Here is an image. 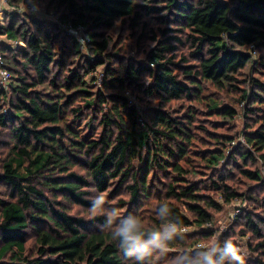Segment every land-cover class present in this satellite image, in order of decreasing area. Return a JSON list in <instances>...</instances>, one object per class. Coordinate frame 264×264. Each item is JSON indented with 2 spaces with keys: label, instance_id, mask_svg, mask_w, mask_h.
Segmentation results:
<instances>
[{
  "label": "trees",
  "instance_id": "16d2710c",
  "mask_svg": "<svg viewBox=\"0 0 264 264\" xmlns=\"http://www.w3.org/2000/svg\"><path fill=\"white\" fill-rule=\"evenodd\" d=\"M39 3L60 24L9 0L0 26V69L10 74L0 83V264H124L103 217L70 212L98 192L124 214L151 212L147 226L169 203L186 230L198 229L172 246L182 252L219 233L224 207L247 202L220 241L264 264V0L30 7ZM64 24L83 29L89 53ZM240 107L252 123L233 147ZM151 199L154 210H142ZM249 234L246 245L235 239Z\"/></svg>",
  "mask_w": 264,
  "mask_h": 264
},
{
  "label": "clouds",
  "instance_id": "9594fccd",
  "mask_svg": "<svg viewBox=\"0 0 264 264\" xmlns=\"http://www.w3.org/2000/svg\"><path fill=\"white\" fill-rule=\"evenodd\" d=\"M33 4L34 0H29V7ZM88 199V217L104 218L99 227L110 234L124 264H154L155 261H162L163 264H246L245 248L231 238L222 243L210 239L191 250L171 254L172 246L186 241L188 233L183 220L167 202L161 201L155 209L158 225L147 226L139 215L124 214L116 200L108 199L104 192Z\"/></svg>",
  "mask_w": 264,
  "mask_h": 264
},
{
  "label": "rangeland",
  "instance_id": "374dc122",
  "mask_svg": "<svg viewBox=\"0 0 264 264\" xmlns=\"http://www.w3.org/2000/svg\"><path fill=\"white\" fill-rule=\"evenodd\" d=\"M8 1L9 0H0V26H4L6 23H7V6H8ZM22 7V11L21 12H24L26 13L27 11L28 12H31V13H34L33 12V9H34V6L33 7H26L25 5L24 6H21ZM37 16H41L42 18L44 19H47L49 21H53V22H56L57 24H60L59 20H58V16L52 11L50 13L46 12L45 10V6L42 5L41 3L38 4V12L36 14ZM61 30L69 37L70 35L67 34L61 27ZM120 32L117 31V29L112 33L113 34V38L116 39V37L118 36ZM124 34V36H127L128 33L126 32H122ZM79 36L77 37V41L80 43L81 45V50L83 51V53H89L88 52V48H87V39L85 38V34H83L82 32L78 34ZM121 39V35L120 37H118V41L116 42V46L120 43V40ZM5 40V36H0V41H4ZM131 43L133 45H136L135 44V41H134V38H132L131 40ZM129 41V42H130ZM136 47L133 46V50L135 49ZM126 52V54L129 53V57H134V55L132 54V52L134 53V51H132L131 49H128L126 51H124V53ZM74 57V56H73ZM102 68H99V70H97V72L94 74V77L98 78L97 79V82H95L99 87L102 86V82H103V74H102V71H101ZM260 77L261 79H264V75L262 76H258ZM127 95V93H126ZM132 95V94H130ZM221 96H223V93L221 94ZM234 97V96H233ZM136 100V104H138L139 101H137V98L135 99ZM226 101V100H225ZM187 104V103H186ZM241 107L239 108V115H237L236 117V120L234 122L231 123V128L228 133H230L232 135V137L235 139V141L233 142L232 146L233 147H236L238 144H244L245 141L243 139V131L247 129V125L248 123L251 124V120L250 118H246V114L243 112V109H241ZM232 150V148H231ZM229 150L228 153L231 151ZM157 204V201L156 199H151V200H148L144 203V206H143V209L142 210H154L155 206ZM240 207H242L243 209H251L250 207V204H248L247 202H244V203H234L232 205H227L226 207H224L223 211L219 214H217L216 216V220L215 223H216V227L217 229L219 230V233L211 240H221L220 239V235L221 233H226L230 227L233 226V224L235 223V221L237 220V216L241 214V209H239ZM71 213H74V214H78V215H87V212L86 210L82 209V208H78V207H71L70 209ZM138 212H139V209H138ZM146 212V211H145ZM143 212L142 215H140V217L144 220L145 224H149L150 223V220L148 219L149 215L151 214V212H147L145 213ZM145 213V214H144ZM149 213V215H148ZM239 217V216H238ZM236 219V220H235ZM198 229H194L193 227L187 229V233L188 234H192L194 233L195 231H197ZM251 235H247V236H244V237H236L235 239L241 241V244H248L250 239ZM210 240V239H209ZM209 240H202L200 239V241L197 242V244H200V243H206L208 242ZM243 242V243H242ZM196 244V245H197ZM195 245V246H196ZM32 248V242L28 245ZM195 246H193V248H195ZM192 248V249H193ZM247 252V251H246ZM177 253H182V249L180 248H174L172 249V253L171 254H177ZM248 253V252H247ZM170 254V255H171ZM255 255V254H254ZM251 256H253V254H251ZM157 264H163L162 261H157L156 262Z\"/></svg>",
  "mask_w": 264,
  "mask_h": 264
},
{
  "label": "built area",
  "instance_id": "2783aa9c",
  "mask_svg": "<svg viewBox=\"0 0 264 264\" xmlns=\"http://www.w3.org/2000/svg\"><path fill=\"white\" fill-rule=\"evenodd\" d=\"M33 12L35 14H37L38 12V5H35L34 6V9H33ZM62 29L67 33L69 34L71 37L74 36V37H78L79 33H83V29L79 26V27H73V26H67V25H62L61 26ZM3 64V60L0 58V65ZM10 80V74L9 72L6 70V69H0V83L6 87L8 82ZM131 93L130 92H127V96L129 97L130 101L132 103H136V98L133 96V95H130Z\"/></svg>",
  "mask_w": 264,
  "mask_h": 264
}]
</instances>
